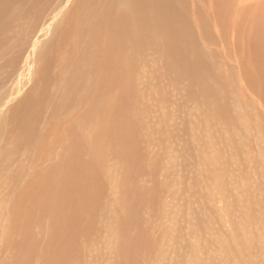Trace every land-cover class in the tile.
<instances>
[{"label": "bare ground", "instance_id": "6f19581e", "mask_svg": "<svg viewBox=\"0 0 264 264\" xmlns=\"http://www.w3.org/2000/svg\"><path fill=\"white\" fill-rule=\"evenodd\" d=\"M17 1L16 6L13 0H0V36L13 33L9 48L19 43L11 26L15 18L16 27L20 18L32 24V33L38 25V34L27 54L16 58L15 72L4 73L3 66L0 71V85L9 81L14 92L6 104V120L0 116V264H79L70 252L87 227L85 216L95 211V165L103 149L120 145L126 175L137 173L138 146L127 135L131 125L139 124L131 113L132 97L149 61L167 62L201 95L220 97L203 81L208 69L190 46L192 25L200 20L197 0H78L57 23L42 9L46 0L41 6L40 0ZM68 1L61 0L57 15ZM211 1L202 0L207 11ZM40 11L44 19L35 22L32 18ZM51 24L49 44L34 60L35 47ZM256 70L262 81L256 76L248 80L249 91L242 85V114H249L245 109L255 103L252 115L259 122L264 113L257 110L259 100L264 102V67ZM20 76L26 79H20L17 92ZM251 90L258 96H250ZM246 124L247 130L241 125L242 134L248 135L240 137L245 140L235 145L230 158L231 165L238 161L241 167L216 177L208 200L198 204L191 264H264V132L258 131V136L253 130L260 125ZM142 201L135 195L123 199L122 231L133 223ZM41 237L47 243L42 245ZM137 237H123L120 264H129Z\"/></svg>", "mask_w": 264, "mask_h": 264}, {"label": "rangeland", "instance_id": "374dc122", "mask_svg": "<svg viewBox=\"0 0 264 264\" xmlns=\"http://www.w3.org/2000/svg\"><path fill=\"white\" fill-rule=\"evenodd\" d=\"M46 1L42 9L53 14L57 23L71 12L78 0H69L59 15L61 0ZM13 2L19 5L17 0ZM211 2L210 11H207L205 3L197 0L200 20L195 21L198 24L196 27L192 25L190 46L201 56L208 69L203 81L207 86H214L220 98L201 95L195 86H190L187 78L177 75L175 68L168 66L167 62L164 65L155 59L149 61L146 75L137 81L140 89L132 97L134 107L131 113L139 124L131 125L132 130L127 135L131 143L138 146L135 158L137 173L131 178L126 175L120 145L104 146L102 159L95 165V169L99 167L94 180V187H98L97 203L91 208V211H95L85 216L84 224L87 227L70 252L79 258V264H118L124 254L125 236H139L137 245L130 252L129 264H191L198 204H205L208 200V192L216 177L238 171L241 167L238 161L231 165L230 158L236 152L235 145L245 140V137H240L248 135L247 131V135L242 134L244 128L247 130L246 123L255 128L260 125L261 129L253 130L257 132L256 135L260 136V130L264 132V113L260 112L259 122L252 115L255 103L253 105L248 100L253 108L247 106L245 111L249 114H242V93L243 96L245 94L242 87H247L249 91L248 80L258 77L257 67L259 70L264 67V47L260 40L261 29L264 28V0ZM40 3L42 0L38 6H41ZM35 9L31 10V14ZM42 13L40 11L32 19L35 22L44 19ZM27 17L30 19V16ZM15 20L11 26L20 39L19 43L9 48L13 33L0 36V71L3 66L4 73L15 72L13 63L16 58H23L27 54L38 34V25L32 33L33 25L28 24L27 20H17V27ZM202 24L207 27L204 32L198 30ZM53 27L54 24H51L39 40V46L34 50V60H38L49 44ZM237 67L240 68L239 72ZM258 78L262 81V77ZM20 79L25 81L26 78H18L15 84L17 92L21 89ZM32 81L33 77L25 85L24 92ZM8 83L6 81L0 85L2 120H6V104L14 93ZM142 85L145 89H142ZM250 96L257 97L258 94L252 91ZM19 99V96L16 97L13 103ZM223 101L225 105L221 108L219 105ZM259 102L257 110L262 111L264 102L261 99ZM225 107L226 111L218 113ZM261 136L264 137L263 134ZM128 188L134 191L126 190ZM134 195L137 201H143L139 202L133 213V223L122 231L119 223L124 216L123 199L132 200ZM44 239L41 237L42 245L47 243Z\"/></svg>", "mask_w": 264, "mask_h": 264}]
</instances>
